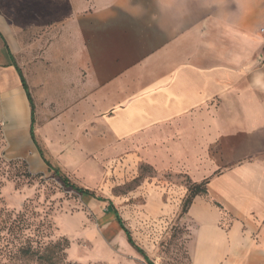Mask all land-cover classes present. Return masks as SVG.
Listing matches in <instances>:
<instances>
[{
  "label": "crops",
  "instance_id": "crops-1",
  "mask_svg": "<svg viewBox=\"0 0 264 264\" xmlns=\"http://www.w3.org/2000/svg\"><path fill=\"white\" fill-rule=\"evenodd\" d=\"M26 3L27 25L13 22L8 33L0 19L8 148L23 153L31 142L36 57H61L74 66L79 134L99 141L105 127L128 158L139 147L157 172L202 185L181 216L191 264H264V0ZM56 93L45 87L47 99ZM157 180L162 194L186 197L180 183Z\"/></svg>",
  "mask_w": 264,
  "mask_h": 264
},
{
  "label": "rangeland",
  "instance_id": "rangeland-1",
  "mask_svg": "<svg viewBox=\"0 0 264 264\" xmlns=\"http://www.w3.org/2000/svg\"><path fill=\"white\" fill-rule=\"evenodd\" d=\"M24 1L0 0V19L8 33L13 22L27 25ZM19 62L28 84L29 57L23 55ZM36 67L30 80L31 142L17 154L0 133V264H147L128 244L110 203L152 262L191 264L188 230L181 222L186 197L175 190L162 194L157 180L189 189V178L157 172L141 159L139 147L128 158L122 146L107 140L105 127H99L101 140H87L70 112L78 96L73 64L61 57H36ZM46 86L57 91L52 101L45 96ZM55 170L95 197L65 187Z\"/></svg>",
  "mask_w": 264,
  "mask_h": 264
},
{
  "label": "trees",
  "instance_id": "trees-1",
  "mask_svg": "<svg viewBox=\"0 0 264 264\" xmlns=\"http://www.w3.org/2000/svg\"><path fill=\"white\" fill-rule=\"evenodd\" d=\"M21 81H22V84H23V86H24V88H25V90L27 92V84H26V81H25V79H24V77L22 75H21ZM27 95H28V98H29V101H30V96H29L28 92H27ZM31 107H32V113H33L32 103H31ZM54 173L58 176L59 180L63 183V185L65 187H67V188H69L71 190H74L79 195H82V196L88 195V196H91V197H95L94 192L89 191L88 189H84V188L75 186L74 184L70 183V181L66 177L60 175L57 170H55ZM192 185L193 186L188 189L189 190V194L186 196L185 201H184V203H185V207H183V211L184 212H185V210L187 208V205L190 203L191 198L195 194H197L199 192H204L205 191L204 189L198 190V191L196 190V186L201 185V184H192ZM110 205H111V209L115 213L116 221H117L120 229H122L124 231V233H125L127 242L145 259V261H146L147 264H155L154 262H152L147 257V255L144 253V251L139 246H137L135 244L134 240L132 239V236H131L130 231L123 225V222H122L120 216L118 215L117 211L114 209V207L112 206L111 203H110Z\"/></svg>",
  "mask_w": 264,
  "mask_h": 264
}]
</instances>
